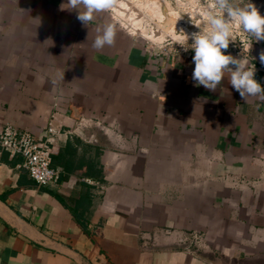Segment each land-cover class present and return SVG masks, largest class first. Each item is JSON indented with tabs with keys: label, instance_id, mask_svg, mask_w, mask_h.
<instances>
[{
	"label": "crops",
	"instance_id": "1",
	"mask_svg": "<svg viewBox=\"0 0 264 264\" xmlns=\"http://www.w3.org/2000/svg\"><path fill=\"white\" fill-rule=\"evenodd\" d=\"M67 3L0 0V132L52 124L62 171L40 186L0 147V264H264V99L229 73L197 85L194 52ZM106 24L115 44L96 50Z\"/></svg>",
	"mask_w": 264,
	"mask_h": 264
},
{
	"label": "clouds",
	"instance_id": "2",
	"mask_svg": "<svg viewBox=\"0 0 264 264\" xmlns=\"http://www.w3.org/2000/svg\"><path fill=\"white\" fill-rule=\"evenodd\" d=\"M111 4L112 0H68L67 3L69 7L78 10L77 19L85 26L95 18L96 13L107 10ZM81 6L83 11L79 10ZM207 16L211 25L209 30L193 32L190 36L184 30L179 32L188 45L185 50L190 48L195 53L192 81L215 91L225 73H229L231 86L245 103L250 97L264 99V86L255 78V65L250 66L246 57L236 58L225 54L229 49L234 27L242 28L256 42L264 40V15H261L251 0L242 7L235 6L231 0H215V5L208 10ZM116 35L115 26L106 24L96 36L93 48L102 50L105 46H113ZM189 40L192 41L191 44ZM259 58L264 63V51H261Z\"/></svg>",
	"mask_w": 264,
	"mask_h": 264
},
{
	"label": "rangeland",
	"instance_id": "3",
	"mask_svg": "<svg viewBox=\"0 0 264 264\" xmlns=\"http://www.w3.org/2000/svg\"><path fill=\"white\" fill-rule=\"evenodd\" d=\"M231 2L242 7L249 0ZM251 3L264 15V0H251ZM214 5L215 0H121L117 9L122 14L115 11V18L123 29L138 37L153 51L193 53L190 48L185 50L188 45L179 32L184 30L190 36L193 32L209 30L211 25L207 12ZM216 10L219 11L218 8ZM191 42L189 40V44ZM249 42L254 53L255 38L242 28L234 27L231 43L225 54L241 58Z\"/></svg>",
	"mask_w": 264,
	"mask_h": 264
},
{
	"label": "built area",
	"instance_id": "4",
	"mask_svg": "<svg viewBox=\"0 0 264 264\" xmlns=\"http://www.w3.org/2000/svg\"><path fill=\"white\" fill-rule=\"evenodd\" d=\"M121 0H112L111 7L107 10L116 17V9ZM250 41L249 39H247ZM253 47V46H252ZM242 57L248 60L252 58L250 42L244 49ZM237 55H239L237 53ZM234 57L239 58L234 55ZM48 137L43 141L38 139L28 131H22L13 125L7 124L0 132V147L12 157H20L23 160L22 167L28 172L30 177L40 186L57 184L62 178V171L53 167L51 151L52 137L60 134L56 128L50 124L47 129ZM71 134V133H69Z\"/></svg>",
	"mask_w": 264,
	"mask_h": 264
},
{
	"label": "bare ground",
	"instance_id": "5",
	"mask_svg": "<svg viewBox=\"0 0 264 264\" xmlns=\"http://www.w3.org/2000/svg\"><path fill=\"white\" fill-rule=\"evenodd\" d=\"M117 13L118 14H122V12H120V10L116 9ZM123 16V15H122Z\"/></svg>",
	"mask_w": 264,
	"mask_h": 264
},
{
	"label": "trees",
	"instance_id": "6",
	"mask_svg": "<svg viewBox=\"0 0 264 264\" xmlns=\"http://www.w3.org/2000/svg\"><path fill=\"white\" fill-rule=\"evenodd\" d=\"M53 167H55V168H56V166H54V163H53ZM75 216H76V214H75ZM79 222H81V221H79Z\"/></svg>",
	"mask_w": 264,
	"mask_h": 264
}]
</instances>
